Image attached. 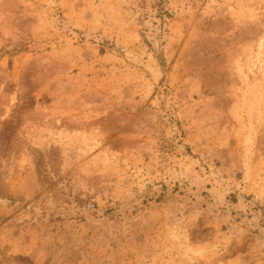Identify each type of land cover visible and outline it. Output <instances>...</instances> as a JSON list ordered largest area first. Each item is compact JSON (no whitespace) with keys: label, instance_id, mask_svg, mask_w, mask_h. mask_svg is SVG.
I'll use <instances>...</instances> for the list:
<instances>
[{"label":"rangeland","instance_id":"374dc122","mask_svg":"<svg viewBox=\"0 0 264 264\" xmlns=\"http://www.w3.org/2000/svg\"><path fill=\"white\" fill-rule=\"evenodd\" d=\"M0 264H264V0H0Z\"/></svg>","mask_w":264,"mask_h":264}]
</instances>
